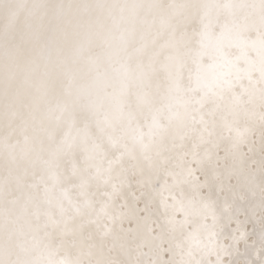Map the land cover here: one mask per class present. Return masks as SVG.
<instances>
[{"label": "bare ground", "instance_id": "obj_1", "mask_svg": "<svg viewBox=\"0 0 264 264\" xmlns=\"http://www.w3.org/2000/svg\"><path fill=\"white\" fill-rule=\"evenodd\" d=\"M0 264H264V0H0Z\"/></svg>", "mask_w": 264, "mask_h": 264}]
</instances>
